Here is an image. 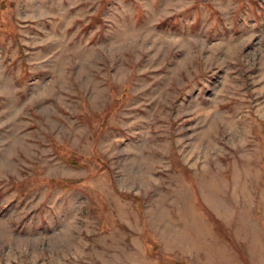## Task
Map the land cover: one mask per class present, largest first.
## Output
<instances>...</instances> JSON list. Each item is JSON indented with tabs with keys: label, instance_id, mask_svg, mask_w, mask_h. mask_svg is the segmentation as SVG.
Masks as SVG:
<instances>
[{
	"label": "rangeland",
	"instance_id": "1",
	"mask_svg": "<svg viewBox=\"0 0 264 264\" xmlns=\"http://www.w3.org/2000/svg\"><path fill=\"white\" fill-rule=\"evenodd\" d=\"M264 264V0H0V264Z\"/></svg>",
	"mask_w": 264,
	"mask_h": 264
},
{
	"label": "trees",
	"instance_id": "2",
	"mask_svg": "<svg viewBox=\"0 0 264 264\" xmlns=\"http://www.w3.org/2000/svg\"><path fill=\"white\" fill-rule=\"evenodd\" d=\"M175 264H180V262L179 261H176V263Z\"/></svg>",
	"mask_w": 264,
	"mask_h": 264
}]
</instances>
